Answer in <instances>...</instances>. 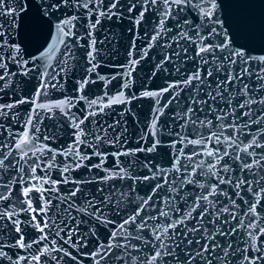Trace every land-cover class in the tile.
<instances>
[{"label":"snow or ice","instance_id":"6c2138e0","mask_svg":"<svg viewBox=\"0 0 264 264\" xmlns=\"http://www.w3.org/2000/svg\"><path fill=\"white\" fill-rule=\"evenodd\" d=\"M153 16L151 32L144 27L141 36L142 26L150 24ZM26 18L38 29L47 28L50 37L43 50L27 58L18 42ZM81 19L87 26L78 34L76 23ZM125 20L133 34L128 64H102L97 30L105 21L120 25ZM242 32L241 19L224 0H0V93L13 89L16 76L32 72L39 76L32 98L0 103V205H6L0 206V234L8 230L18 236L13 243L0 240V264H40L41 257L55 264L65 257L74 264H83V258L92 264H264V48L257 52L250 46L254 37ZM109 38L106 34L99 43ZM137 39L146 46L137 49ZM259 39L264 41V24ZM80 41L87 45V67L81 79L73 81L75 94L40 100L48 99L49 88L64 89L77 60L74 48L85 47ZM157 46L164 52L151 75L167 73L169 65L180 79L129 97L126 90L135 66ZM187 62L195 67L184 68ZM104 67L126 71L102 74ZM117 76L123 81L120 91L109 96L107 86ZM97 82L105 86L103 95L89 98L86 90ZM166 93L168 99L161 105ZM140 98H150L154 105L147 130L135 141L138 146L130 148L124 116L127 113L139 122L130 105ZM185 100L187 107H182ZM81 102L85 107L78 116L72 109ZM23 104L34 107L19 125L23 131H15L12 122L21 118L14 110ZM120 104L125 105L120 120L107 124L96 119ZM170 106L179 111L162 122ZM57 113L72 129V139L66 146L52 147L59 131L46 129L41 141L40 124L43 116L55 119ZM168 119L176 122L178 130ZM164 148L170 150L167 168L149 155H159ZM109 156L113 164L105 167ZM80 169L89 175L72 177ZM140 169L148 174H133ZM53 171L59 179L52 178ZM145 181L152 183L148 194L140 196L136 185ZM69 184L73 187L61 191ZM90 184L97 185L95 194L89 192ZM16 185L19 207L10 202ZM33 193L39 194L38 208ZM157 204L167 210L161 211ZM22 212L29 215L26 226L39 233L36 239L25 241ZM81 224L86 232L80 231ZM108 225L113 227L103 242L97 226ZM57 238L62 242L59 246ZM92 238L95 245L89 248ZM11 249H23L25 254H10Z\"/></svg>","mask_w":264,"mask_h":264},{"label":"water","instance_id":"95a60500","mask_svg":"<svg viewBox=\"0 0 264 264\" xmlns=\"http://www.w3.org/2000/svg\"><path fill=\"white\" fill-rule=\"evenodd\" d=\"M225 3H227L230 6L231 12L234 14V16L238 17L242 21V27L243 32L242 35L245 33H249L254 38L250 41V46L254 49L259 51L260 48H264V41H261L259 39V33L261 29V25L264 24V0H224ZM242 5H249V7H242ZM219 11L222 14L223 18V7L219 9ZM73 13L69 11L68 15H72ZM193 20H196V17H192ZM156 17H152V21L148 25H144L141 28L140 35L143 36V28L147 27L148 31L151 32L152 25L155 23ZM81 25H84L82 27ZM87 22L83 19L79 20L76 23V31L78 34H83L86 30ZM169 26L172 27L171 21L169 22ZM129 28V22L125 20L122 24L117 25L115 23H109L107 21L104 22L103 26L97 30L96 32V39L98 41L97 48L101 50L102 53H104L102 56L98 57V59H101L102 64L106 65H126L129 62V48L131 41L133 39V34L128 31ZM173 31L175 32L176 29L173 28ZM109 35V39L105 40L103 44H100L99 41L104 38L105 35ZM171 35V33H169ZM50 37L48 35V29H38L33 21L30 18H26L24 21V25L20 29V34L18 37V42L22 44V46L25 48V58H27L29 55H36L38 51L43 50L44 47L47 46V43L49 42ZM243 42V41H242ZM81 44H84L85 47L83 48H74L75 55L77 57L76 62L74 63L72 73L69 74L67 82L64 84V89L61 90H53L49 88L48 91V99L45 100L43 96L40 97V100H43L44 102H50L54 100H58L62 98L63 96H72L74 95L73 90V81L81 79L83 75V69L87 67L86 62V50L87 45L85 41H80ZM142 46H146L141 44V41L139 39L136 40V47L139 49ZM175 46V45H173ZM239 46V45H237ZM169 53H171V49L168 50ZM164 49L157 46L149 51L148 58L141 61L138 65L135 66V70L132 73V82L130 85V89L126 90V93L129 97H131L133 94L139 96L141 92L144 90H158L163 87L167 86L168 82H171L173 80H178L180 77L178 75H174L172 72V67L169 65H166L168 67V72L165 73L163 71L156 72V75L153 77L151 74L155 70V64L162 58ZM189 52H191V49H189ZM257 54V53H254ZM59 55V54H57ZM194 55V53H193ZM55 61H53L54 63ZM195 65L191 62H187L184 65V68L187 69H193ZM9 68L12 71H16L14 66L11 64L9 65ZM183 70V69H182ZM126 71L124 68H115V67H104L102 69V74H116L117 72H124ZM13 89L6 90V93H0V103H7L11 102L12 100L18 99L20 97H26V98H32L35 91L37 90V86L39 84V76L36 72L29 73L28 76H16L13 78ZM123 81L120 80L119 76H117V79L112 82V84L107 86L108 89V95L112 96L115 93H118L121 88V84ZM104 84L103 82H97L95 85H91L88 90H86V95L89 98L93 97H99L103 95L104 92ZM187 94V90H185L184 93H181V98H184ZM168 99V94L166 93L164 98L161 100V105H163L164 101ZM154 101L150 98H140V99H133L131 101V112L135 114L136 119L139 121L138 123L133 120V117L127 113H125L124 119L127 121L128 125V131L126 133L128 138V147L134 148L138 145L136 144V140L139 138L140 135L143 134V131L147 130V125L151 119V113L153 110ZM34 107L32 104H23L18 107V109H15L14 111H17L20 114V120L19 121H13L12 124L14 125L15 131H23V128L19 125L22 124L23 120L27 118V115L30 111V109ZM84 103L81 102L78 104L75 108L72 109L76 115L80 116L82 115V112L84 110ZM125 105H113L112 109L106 110V114L103 115V117H97V120H102L106 122L107 124H112L115 120H120L121 117L119 115L120 112L123 111ZM182 107H187V102L185 100ZM174 111H179L178 109H174V106H170L168 110L165 112V116L161 117V121L163 122L166 117H170L173 115ZM201 119H205L203 114H200ZM209 119H211V114L208 116ZM168 124L172 125L173 130H178L176 127V122H174L173 119H168ZM59 125V127H57ZM106 126V125H105ZM41 128V141L43 140V134L45 133V130L51 131L55 133L57 130L59 131L60 135L56 139V143L52 144V147H58V146H66L68 143H70L72 137L71 132L72 129L68 127V124L66 120L62 117H60L59 113H57L55 119H49L46 115L42 117V122L40 124ZM119 130V129H117ZM143 130V131H142ZM110 134L111 130H109ZM2 139V137H0ZM165 139H171L170 137H166ZM50 143V141H49ZM179 147V145H177ZM108 151H115L113 148H108ZM91 151V150H89ZM169 149L164 148L159 150L160 154H149L150 156H155L154 163L160 165L161 167H169ZM187 151V149H185ZM139 159L143 160L144 156L143 154H138ZM58 158V162H59ZM121 160H124V157L120 158ZM113 164V159L111 156L108 158V163L105 165V167H111ZM97 170L93 169V172L95 173ZM38 175L39 170H38ZM134 175L138 174L140 176L147 175L148 172L146 169H140L138 172H134ZM72 177H75L76 179H82L85 176H88L89 174L84 170L80 169L78 172H73ZM99 175H104V173H99ZM53 179H59L58 173L53 171L52 173ZM2 182V181H0ZM111 183V182H110ZM117 187H120V182L116 181ZM131 181H126L125 184H130ZM152 182L145 181L143 184L137 183L136 185V192L140 196H145L149 192V187L151 186ZM102 186V185H101ZM19 185H16L13 188L12 192V199L11 203H14L16 207H19V204L16 203L20 197L18 196L19 191ZM47 187V185H45ZM73 186L71 184L69 185H62L61 191H67V189L72 188ZM88 190L91 194H95V188L97 185L90 184L87 186ZM167 187V186H166ZM0 191H3V189H0ZM39 195L38 193H33V204L35 207H39V203L36 201L35 196ZM47 195V194H45ZM247 198V197H246ZM55 204L56 202L53 201ZM81 200H77V204H81ZM239 203V201H237ZM179 207L183 211L184 205L178 201ZM6 207V205H0ZM156 207H158L161 211H166L167 207L162 204H157ZM131 210V206L129 207V213ZM48 215H52L51 212H49ZM72 215H76L75 212H72ZM123 215V214H122ZM179 215V214H177ZM109 219H112L111 216L108 217ZM19 219L23 222L21 224V228L24 233L25 241H30L33 239H36L39 235V233L33 229L31 226H26L27 221L29 219V215L26 213H21ZM39 219V217H38ZM81 219H87L86 217L81 216ZM117 223H119V218L116 220ZM151 223V222H150ZM159 223V221H157ZM189 226H191V222H189ZM112 225H108L107 228H103L100 226H97V235L99 236L100 240L103 242H107V235L108 232L112 230ZM80 231L86 232L87 228L84 224H81ZM63 235V233H62ZM13 237H17V234L12 233L8 230H6L4 233L0 234V240H3L8 243H13L14 239ZM53 237L49 236V239H52ZM62 242L57 238V246H59ZM133 244H136L138 247H143L142 244H140L139 241L133 240ZM95 245V239L92 238L89 242V248H93ZM65 248H67L69 251L73 252V255H76L75 250L69 248L68 245H64ZM35 245L33 248L35 249ZM10 254L18 252L20 255H24L25 252L23 249H11L9 250ZM82 251H87V249H82ZM80 258H78L79 260ZM7 264V262H5ZM40 264H55V261H52L50 259L45 260L44 257H41ZM60 264H74L73 261H71L69 258L65 257L62 261H60ZM83 264H92V261L88 258H83ZM103 264V262H101ZM110 264H119L118 261H112Z\"/></svg>","mask_w":264,"mask_h":264}]
</instances>
